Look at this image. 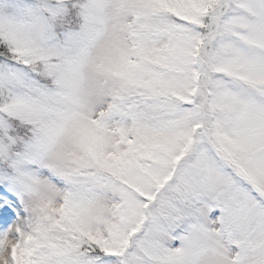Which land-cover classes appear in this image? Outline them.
I'll use <instances>...</instances> for the list:
<instances>
[{
  "label": "snow or ice",
  "instance_id": "1",
  "mask_svg": "<svg viewBox=\"0 0 264 264\" xmlns=\"http://www.w3.org/2000/svg\"><path fill=\"white\" fill-rule=\"evenodd\" d=\"M0 264H264V0H0Z\"/></svg>",
  "mask_w": 264,
  "mask_h": 264
}]
</instances>
